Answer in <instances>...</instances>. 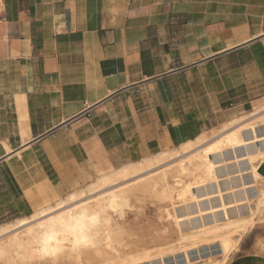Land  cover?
Wrapping results in <instances>:
<instances>
[{
  "label": "crops",
  "instance_id": "obj_1",
  "mask_svg": "<svg viewBox=\"0 0 264 264\" xmlns=\"http://www.w3.org/2000/svg\"><path fill=\"white\" fill-rule=\"evenodd\" d=\"M243 84L264 93V0H0V172L34 211L218 128Z\"/></svg>",
  "mask_w": 264,
  "mask_h": 264
},
{
  "label": "bare ground",
  "instance_id": "obj_2",
  "mask_svg": "<svg viewBox=\"0 0 264 264\" xmlns=\"http://www.w3.org/2000/svg\"><path fill=\"white\" fill-rule=\"evenodd\" d=\"M5 149L8 154L12 151L8 145ZM263 165L261 105L249 116L236 117L212 134L203 131L178 147L101 170L87 186L59 197L31 215L1 225L0 261L165 264V254L169 252L174 257L184 253L191 264V250L219 243L222 257L210 254L202 261L226 264L239 237L252 230L264 212V175L260 171ZM254 189L257 194L252 196ZM147 195L163 203V217L175 225L178 244H159L151 252V247H141L139 242L133 251H128L127 234L118 219L132 208L135 198ZM253 202L255 209L251 207ZM79 215L88 217L84 235L89 243L77 246L75 237L65 234L61 222L67 223ZM93 216L97 218L95 224ZM46 236L52 237L49 249L57 250L55 256L43 251Z\"/></svg>",
  "mask_w": 264,
  "mask_h": 264
},
{
  "label": "rangeland",
  "instance_id": "obj_3",
  "mask_svg": "<svg viewBox=\"0 0 264 264\" xmlns=\"http://www.w3.org/2000/svg\"><path fill=\"white\" fill-rule=\"evenodd\" d=\"M251 91V96L247 94V88L245 84H243L242 88L238 90L235 96L239 95L235 100L232 99L233 104H231L232 112L230 116L224 121V123L220 124L218 128L210 129L208 134H212L217 129H220L223 125H225L230 120L236 117H247L251 113L257 109V107L264 105V93H256ZM234 93L232 94V97ZM250 101V103H244L243 105H239L238 108H234L237 104H241L244 101ZM182 144V143H181ZM180 144V145H181ZM179 146V145H178ZM175 146V147H178ZM172 147V148H175ZM167 149H172L166 147ZM124 163L111 165L108 164L107 167H100L97 170V176L101 170H109L111 167H119ZM261 186V185H259ZM19 190L15 184V181L10 178V176L6 173V171L0 172V226L3 224L11 223L21 218L23 216L31 215L42 207L54 203L58 198H45L40 203H38L34 208V211L29 210L27 206H24L19 197ZM254 194V195H253ZM257 194V189L252 191V196ZM66 196V195H65ZM145 197V198H144ZM152 195L143 196L140 198H135L132 201V208H127L126 213L123 218H116L121 221V225L123 226L126 236V240L128 242V246H126L128 251H133L134 247L137 243L141 247H151V252L153 251V247L159 244H178V233L177 229H175V225L172 222H169L166 219L163 213V203L160 202ZM134 205V206H133ZM255 202L251 204V207L255 209ZM260 214L256 215L259 216ZM255 227L248 231L243 236L239 237L238 243L236 248L231 252L227 263L232 261V264L238 259L245 258V257H261L264 256V212L260 216L257 217ZM163 219V220H162ZM169 222V223H168ZM177 233V234H176ZM129 234V235H128ZM177 238V239H176ZM240 241V243H239ZM144 242V244L142 243ZM144 245V246H143ZM139 247V248H141ZM210 248V249H209ZM156 249V248H155ZM204 250V251H203ZM195 251V252H194ZM150 252V254H151ZM205 252V253H204ZM220 252V254L218 253ZM207 253V254H206ZM170 253L165 254L164 262L165 264H189L186 260L184 253H177L174 257L169 255ZM216 255V258L220 259L221 256V248L219 243H215L211 246L204 245L201 246L199 249H193L189 252L191 264H203V259L208 256ZM219 254V255H217ZM168 255V256H167ZM172 257V258H171ZM185 259H184V258ZM160 259V257H158ZM162 258V257H161ZM167 259H169L167 261ZM193 259V260H192ZM170 261V262H169ZM185 261V262H184ZM51 260H44L39 261V264H56L51 263ZM175 262V263H173ZM38 264V261L29 264ZM0 264H7L6 262L0 261ZM20 264V263H16ZM57 264H71L68 260H60L57 261ZM144 264H151V263H144Z\"/></svg>",
  "mask_w": 264,
  "mask_h": 264
},
{
  "label": "snow or ice",
  "instance_id": "obj_4",
  "mask_svg": "<svg viewBox=\"0 0 264 264\" xmlns=\"http://www.w3.org/2000/svg\"><path fill=\"white\" fill-rule=\"evenodd\" d=\"M87 219H88V217L83 216V215H79V216L74 217L73 220H71L67 223L61 222L62 227H64L66 229L65 234L75 237V245H77V246L81 245V244L87 245L89 243L86 236L84 235V233L87 231V224H86ZM96 219L97 218L94 216L91 217L93 224L96 223ZM52 223H53V225H55L56 221H53ZM55 235H56V231H55V228H53L52 236H55ZM51 239H52V237H50V236L45 237V240H44L45 247H44L43 251H44L45 255L55 256L57 250H50L49 249Z\"/></svg>",
  "mask_w": 264,
  "mask_h": 264
},
{
  "label": "water",
  "instance_id": "obj_5",
  "mask_svg": "<svg viewBox=\"0 0 264 264\" xmlns=\"http://www.w3.org/2000/svg\"><path fill=\"white\" fill-rule=\"evenodd\" d=\"M260 171L264 175V165L261 167Z\"/></svg>",
  "mask_w": 264,
  "mask_h": 264
}]
</instances>
